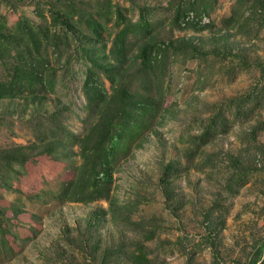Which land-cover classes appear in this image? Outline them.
<instances>
[{
	"label": "rangeland",
	"instance_id": "374dc122",
	"mask_svg": "<svg viewBox=\"0 0 264 264\" xmlns=\"http://www.w3.org/2000/svg\"><path fill=\"white\" fill-rule=\"evenodd\" d=\"M53 1L0 0V14L9 23L19 16L35 19V5L47 9ZM74 1H85L92 10L94 0ZM177 1L113 0L128 9L133 22L141 9H148L154 40L172 46L163 72L167 111L119 163L107 200L84 205L59 204L49 193L31 197L45 183L54 191L70 174L46 156L28 163L14 186L29 198L22 196L25 212L13 223L20 239L32 238H9L14 254L2 256L0 264H132L128 256L138 246L150 264H250L261 245L264 262V4L218 0L200 29L175 22ZM234 12L242 14L241 20L227 25ZM110 48L108 43L106 53ZM85 64L72 44L55 66L60 80L53 94L34 103L0 101V152L28 147L34 141L33 123L58 110L66 111L70 131L82 133ZM258 92L262 95L255 105ZM230 100L240 101L245 116L233 117L232 110L227 132L195 150L192 137ZM190 158L193 168L162 184L168 163L184 168ZM236 175H245V184L229 188ZM166 184L168 195L163 194ZM0 192L3 206L17 199L13 192ZM148 229L155 232L151 240L144 238Z\"/></svg>",
	"mask_w": 264,
	"mask_h": 264
},
{
	"label": "trees",
	"instance_id": "16d2710c",
	"mask_svg": "<svg viewBox=\"0 0 264 264\" xmlns=\"http://www.w3.org/2000/svg\"><path fill=\"white\" fill-rule=\"evenodd\" d=\"M217 1L178 0L174 8L175 22L202 29L205 27L203 18L209 16ZM255 3L264 4L263 0H255ZM48 4L47 9L41 4L35 5V19L19 16L9 23L0 14V101L21 99L34 103L53 94L60 80L55 66L73 44L78 58L86 62L81 86L85 99L83 131H70L64 118L66 111L58 110L33 123L34 141L28 147L16 146L0 152L3 166L0 167V189L17 195L7 207L1 204L0 192V263L2 256L9 258L14 254L9 238L22 242L32 238L20 239L16 231L18 217L25 212L21 198L28 196L14 186V182H19L26 173L28 163L46 156L63 164L70 174L58 182L54 191L45 183L46 187L31 197L39 199L52 194L59 204L84 205L107 200L119 163L154 131L158 118L161 120L167 111L163 72L170 65L172 46L154 40L155 28L148 19V9H141L139 19L133 22L127 16L128 9L113 0H94L92 10L85 7V1L55 0ZM234 13L227 19V25L238 23L242 17ZM108 43L111 48L106 53ZM66 55L64 63L70 57ZM261 95V92L253 95L255 105ZM232 110L233 117L245 116L240 101L230 100L218 107L203 124L201 134L192 137L195 150L227 132ZM252 110L249 109L247 115ZM73 147L76 148L74 154ZM194 155H197L195 151ZM73 156L78 157V162ZM191 168L192 158L184 168L178 162L168 163L163 168L162 184ZM236 176L230 179L229 188L245 184V175ZM165 186L163 194L168 195L170 184ZM154 235L155 232L148 229L144 238L151 240ZM262 246L250 264H264L260 262ZM128 257L132 264H150L145 249L140 246Z\"/></svg>",
	"mask_w": 264,
	"mask_h": 264
}]
</instances>
